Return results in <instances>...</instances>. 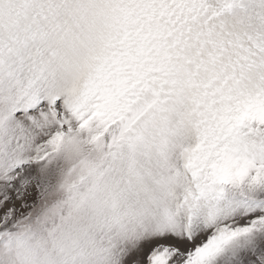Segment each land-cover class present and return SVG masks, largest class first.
Masks as SVG:
<instances>
[{
  "label": "snow or ice",
  "instance_id": "1",
  "mask_svg": "<svg viewBox=\"0 0 264 264\" xmlns=\"http://www.w3.org/2000/svg\"><path fill=\"white\" fill-rule=\"evenodd\" d=\"M0 264H264V0H0Z\"/></svg>",
  "mask_w": 264,
  "mask_h": 264
}]
</instances>
